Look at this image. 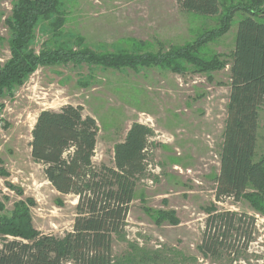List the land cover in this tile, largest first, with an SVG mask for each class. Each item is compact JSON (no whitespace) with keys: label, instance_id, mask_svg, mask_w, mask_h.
<instances>
[{"label":"rangeland","instance_id":"rangeland-1","mask_svg":"<svg viewBox=\"0 0 264 264\" xmlns=\"http://www.w3.org/2000/svg\"><path fill=\"white\" fill-rule=\"evenodd\" d=\"M251 0H218L220 12ZM17 0H0V63L10 57L9 21ZM264 8V4L260 6ZM63 24L54 31L56 16L40 20L29 47L38 53L59 46L94 53H165L192 43L218 25L217 17L182 12L175 0H62ZM203 45L198 55H216L229 62L237 24ZM181 73L167 67L105 68L68 62L39 67L22 86L0 98V216L10 217L18 202L28 210L32 227L40 233L63 236L76 216L74 195H61L45 180L40 164L30 157L31 129L42 110L81 106L99 128L92 159L112 166L113 146L130 126L153 130L147 170L136 184L121 238L112 242L113 256L131 247L147 255L159 252L171 264H264V218L245 201L214 200V178L229 94V66L197 72L190 64ZM264 155V104L259 110L256 160ZM10 185V187H9ZM30 200L32 203L28 202ZM214 207V208H213ZM251 216V242L236 250L237 260L203 256L199 250L209 209ZM159 210L173 211L178 221L156 223ZM146 211H151L148 214ZM5 236L0 235V245ZM11 239V238H10Z\"/></svg>","mask_w":264,"mask_h":264},{"label":"trees","instance_id":"trees-1","mask_svg":"<svg viewBox=\"0 0 264 264\" xmlns=\"http://www.w3.org/2000/svg\"><path fill=\"white\" fill-rule=\"evenodd\" d=\"M61 1L17 0L8 23L10 57L0 63V98L22 86L39 67L68 62L114 69L163 66L174 73L184 70L182 62L197 72L228 65L229 94L213 196L216 202L243 200L264 218V155L255 159L259 110L264 104V8H260L264 0L229 6L222 13L218 0H175L182 12L218 16V25L192 43L165 53L99 54L87 48L62 46L35 53L29 47L35 26L54 15L52 27L58 32L63 24ZM237 12L245 16L237 24L229 62L216 55L201 58L198 50L225 34ZM98 132L95 119L83 114L81 106L65 105L37 114L31 129L30 157L42 166L45 180L56 192L77 198L76 216L71 231L63 236L44 234L32 227L27 206L18 202L10 217L0 216V235L5 236L0 245V264H171L162 261L159 252L147 255L130 246L128 252L115 258L112 249L113 239L123 238L137 181L147 170L153 130L144 124H132L125 138L113 146L112 166L92 161ZM213 208L209 209L199 250L206 257L215 259L224 254L236 261L239 243L245 251L251 242L250 231L242 225L251 226L254 220L235 212H213ZM152 218L158 224H178L173 211L159 210Z\"/></svg>","mask_w":264,"mask_h":264},{"label":"built area","instance_id":"built-area-1","mask_svg":"<svg viewBox=\"0 0 264 264\" xmlns=\"http://www.w3.org/2000/svg\"><path fill=\"white\" fill-rule=\"evenodd\" d=\"M152 139L150 138V141H151Z\"/></svg>","mask_w":264,"mask_h":264}]
</instances>
